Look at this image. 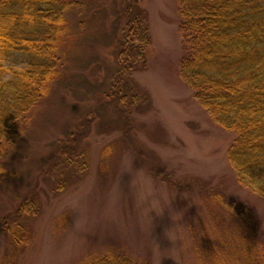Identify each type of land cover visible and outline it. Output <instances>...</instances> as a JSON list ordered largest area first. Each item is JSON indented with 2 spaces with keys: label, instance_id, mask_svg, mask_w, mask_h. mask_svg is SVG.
Masks as SVG:
<instances>
[{
  "label": "rangeland",
  "instance_id": "1",
  "mask_svg": "<svg viewBox=\"0 0 264 264\" xmlns=\"http://www.w3.org/2000/svg\"><path fill=\"white\" fill-rule=\"evenodd\" d=\"M79 1L88 12L83 29L92 30L85 48L68 46V64L82 66V77L70 86H51L19 121L22 140L10 164L15 176L0 183V217L21 196L33 193L40 202L30 243L11 264L116 257L126 259L122 264H245L249 251L264 246V198L237 181L228 160L235 135L213 122L179 76L183 49L175 1L136 0L147 16L151 45L144 67L141 61L125 79L146 93L150 109L95 97L114 66L105 36L117 12L119 36L128 31V20L121 19V0ZM82 126L88 169L55 193L50 156ZM225 202L236 213L247 210L255 232ZM8 245L0 232V261Z\"/></svg>",
  "mask_w": 264,
  "mask_h": 264
},
{
  "label": "trees",
  "instance_id": "2",
  "mask_svg": "<svg viewBox=\"0 0 264 264\" xmlns=\"http://www.w3.org/2000/svg\"><path fill=\"white\" fill-rule=\"evenodd\" d=\"M121 1V19L128 20L129 28L119 36L121 13L117 12L111 34L105 36L114 66L107 69L94 94L150 109L146 93L132 79H125L140 69L141 61L144 67L151 45L147 16L136 0ZM174 1L183 49L179 76L213 122L235 135L228 160L237 181L264 198V0ZM86 13L79 0H0V183L15 176L10 164L22 140L19 121L51 86H70L81 79L82 66L73 70L68 64V46L85 48L92 30L83 29ZM83 129L69 134L62 149L50 156L56 171L55 193L80 181L88 169V154L81 148ZM16 200L12 212L0 217V232L9 244L0 264L14 263L17 252L27 247L30 225L40 214L37 195ZM223 204L249 232H255L257 225L247 210L236 213L232 204ZM246 259L245 264H264V257H254L250 251ZM125 260L116 257L90 264Z\"/></svg>",
  "mask_w": 264,
  "mask_h": 264
},
{
  "label": "clouds",
  "instance_id": "3",
  "mask_svg": "<svg viewBox=\"0 0 264 264\" xmlns=\"http://www.w3.org/2000/svg\"><path fill=\"white\" fill-rule=\"evenodd\" d=\"M250 253L258 257H264V246L257 245Z\"/></svg>",
  "mask_w": 264,
  "mask_h": 264
}]
</instances>
